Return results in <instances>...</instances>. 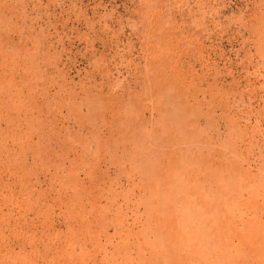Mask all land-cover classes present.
Returning a JSON list of instances; mask_svg holds the SVG:
<instances>
[{"label":"rangeland","instance_id":"1","mask_svg":"<svg viewBox=\"0 0 264 264\" xmlns=\"http://www.w3.org/2000/svg\"><path fill=\"white\" fill-rule=\"evenodd\" d=\"M0 264H264V0H0Z\"/></svg>","mask_w":264,"mask_h":264},{"label":"bare ground","instance_id":"2","mask_svg":"<svg viewBox=\"0 0 264 264\" xmlns=\"http://www.w3.org/2000/svg\"><path fill=\"white\" fill-rule=\"evenodd\" d=\"M193 174V173H192ZM182 214V213H181ZM191 239V238H190Z\"/></svg>","mask_w":264,"mask_h":264}]
</instances>
